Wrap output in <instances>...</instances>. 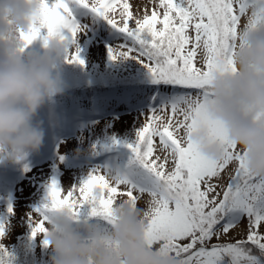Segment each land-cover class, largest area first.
I'll use <instances>...</instances> for the list:
<instances>
[{
	"label": "snow or ice",
	"instance_id": "obj_1",
	"mask_svg": "<svg viewBox=\"0 0 264 264\" xmlns=\"http://www.w3.org/2000/svg\"><path fill=\"white\" fill-rule=\"evenodd\" d=\"M149 2L151 9L144 5L143 14L134 16L128 0H40L30 30L21 32L26 47L38 39L46 47L59 37L69 45L67 62L83 65L79 47L70 48L81 31L72 6L90 9L131 42L110 49L111 59H137L172 94L145 116L136 140L123 145L127 151H119L116 139L106 145L105 151L117 154L82 183L66 191L52 178L32 235L47 231L49 211L67 209L79 221L85 205L90 217L111 228L118 197L136 206L147 196L146 243L175 264H264V177L249 171L246 153L206 111L217 76L238 70L241 29L264 31V0ZM201 126L211 142L225 146L222 160L208 159L193 142ZM245 219L246 238H234L232 231ZM5 228L0 223V238ZM6 255L0 251V264H8Z\"/></svg>",
	"mask_w": 264,
	"mask_h": 264
},
{
	"label": "clouds",
	"instance_id": "obj_2",
	"mask_svg": "<svg viewBox=\"0 0 264 264\" xmlns=\"http://www.w3.org/2000/svg\"><path fill=\"white\" fill-rule=\"evenodd\" d=\"M40 8V0H0V162L40 151L45 131L35 118L62 93L58 68L69 45L54 36L42 50H31L21 38ZM236 63L235 73L215 79L207 116L246 153L249 171L264 177V120L256 119L264 116V31L241 29ZM192 140L208 159H223L225 146L209 140L207 127L201 126ZM145 211L121 199L111 228L93 220L78 222L67 209L49 211L43 242L52 249V264H175L147 245Z\"/></svg>",
	"mask_w": 264,
	"mask_h": 264
},
{
	"label": "rangeland",
	"instance_id": "obj_3",
	"mask_svg": "<svg viewBox=\"0 0 264 264\" xmlns=\"http://www.w3.org/2000/svg\"><path fill=\"white\" fill-rule=\"evenodd\" d=\"M128 2L132 5L134 16L143 14L144 5H148L149 9L152 6L149 0H128ZM72 8L81 31L71 49L74 51L77 46L80 47L82 41L86 40L88 63L102 62L110 57V49L131 45L128 37L119 31H113L111 25L94 13L80 11L77 5H73ZM119 12L120 8L117 7L114 15L118 19ZM132 23L130 21V26ZM115 62L119 65H133L139 61L129 57L120 58ZM160 95L162 102L172 97L168 91ZM156 97V92L139 93L137 90L125 97L121 93L100 97L95 102L98 103L97 106L88 104V112L102 117L101 121L95 123H89L93 117L87 115L73 124L65 119L64 114L55 111L56 115L52 117L53 121L48 133H45L40 156L35 155L37 158L33 159L32 154L28 153L18 161H7L8 169L0 170V223L6 225L5 234L3 238H0V246L6 250L7 257L9 254L16 256L46 247L43 234H38L35 238L32 231L35 220L38 219L36 209L45 202L46 190L52 178H56L66 191L82 183L93 168L108 162L111 158L94 165L85 164L78 158L89 152L91 148H95L103 139L123 138L127 133L130 137L134 136L142 126L145 116L152 109L151 104ZM50 108L54 110V105L51 104ZM125 110L126 113L123 116L114 114ZM38 117L35 118L36 122L40 121ZM54 143L53 151L51 153L46 151ZM147 200V196L143 197L138 202L139 206L146 208ZM9 207L13 209L12 212H9ZM246 226L245 219L237 229L232 231V236L236 239L246 238ZM261 231L264 232V228ZM215 242L214 240L213 243ZM39 253L44 254L36 258L39 262L52 264V261H48L53 254L50 247ZM41 263L36 262V264Z\"/></svg>",
	"mask_w": 264,
	"mask_h": 264
},
{
	"label": "trees",
	"instance_id": "obj_4",
	"mask_svg": "<svg viewBox=\"0 0 264 264\" xmlns=\"http://www.w3.org/2000/svg\"><path fill=\"white\" fill-rule=\"evenodd\" d=\"M51 2L52 0H50V3ZM71 47L72 45L70 46V48ZM30 49L42 50L43 40L38 39L34 41L32 45H30ZM79 49L80 56L85 61V63L83 65L79 63H69L67 62L66 57L62 60L58 68V72L62 80V93L55 96L51 101H48L46 103H59L60 107L62 108V104L60 103V101L69 97L72 104L83 101L85 105H87L90 101L96 99L97 97H101L103 95L111 93L117 92V94L124 93L126 95L135 88H140L141 90L145 91L150 89L159 90L161 88L168 87L166 85L154 83L153 77L148 68H146L144 64L140 62L133 65H119L114 60H112L111 57H109L102 62L88 63L86 60V40L82 41ZM71 50L73 51V49ZM44 106L41 108V110H44ZM41 114H43L42 111ZM137 132L132 137H130L129 133H127L123 138H113L119 141L121 140V144L117 146L119 151H127L123 148V145L125 143H133L136 140ZM113 139L109 138L101 140V142H99L95 148H91L89 152L82 154V158L89 160L93 158H99L105 152V146L111 145ZM113 152L116 151L113 150ZM4 163L5 162H0V166H2ZM118 199L120 198H117V202H119ZM89 213L90 206L85 205L81 209V216L78 222L93 220L98 224L104 225L103 221L100 218L90 217ZM27 248L29 250L31 249L30 247ZM46 248L47 247H44L42 249H39L38 251L33 249L28 253L21 255L18 254L16 256L9 254L8 257H5V259L8 261V264H36V262L41 263L39 262V259L36 258L44 256V254H40L39 252L45 251ZM3 250L4 249L0 246V251ZM52 256L50 257V259H48V261H52Z\"/></svg>",
	"mask_w": 264,
	"mask_h": 264
}]
</instances>
